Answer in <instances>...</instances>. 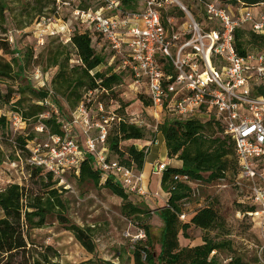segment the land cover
Wrapping results in <instances>:
<instances>
[{"label": "trees", "instance_id": "16d2710c", "mask_svg": "<svg viewBox=\"0 0 264 264\" xmlns=\"http://www.w3.org/2000/svg\"><path fill=\"white\" fill-rule=\"evenodd\" d=\"M15 1V0H11ZM123 2V9L139 11L130 0ZM243 2L249 7L264 6V0H225L221 5L235 6ZM7 0H0V26L6 20V12L9 10ZM82 9V8H81ZM175 16L173 10L163 12ZM183 15L182 11H179ZM50 17V16H49ZM39 17L35 21V27L39 28L43 19ZM96 32L90 34L87 30L73 28L69 34L67 43L48 44L42 51L34 54L32 48H27L19 53L16 48L11 49L6 38H0V84L5 89H0V107L9 105L13 115H18L21 123L26 121L39 122L49 131V137H64L62 128L64 123H70L77 113V107L84 106L83 95L95 90L110 91L114 96L113 87L122 82L123 74L116 65L107 66L106 70L97 69L105 62V57L97 50V42L100 35ZM74 49L76 62L70 63L71 57L67 46ZM234 46L240 55H245L250 46H258L264 50V35L255 33L248 26L237 28L235 32ZM256 51V50H255ZM259 51V50H257ZM11 54L6 59L3 54ZM166 72L172 73V66L167 58L157 56ZM119 62V59H117ZM43 64V70L55 67L51 75L48 87H35L24 75V67L30 64ZM116 68V69H115ZM253 93L264 97V82L253 87ZM14 94L18 96L15 97ZM148 97V96H147ZM62 98L67 108L73 111L69 118L67 110L62 103ZM53 103L58 111L51 112L47 117H41L46 110L45 102ZM145 105H151L145 101ZM120 119L117 120L116 118ZM117 123L114 129L105 134V153L108 159L109 153L115 155L118 162L128 167L134 166L138 171L142 170L146 156L144 143L141 148L135 146V142H144L146 129L121 115H115ZM10 120L0 116V131H3L2 139L9 141L13 147L30 155L33 147L42 145L43 142L34 141L33 135L5 136ZM41 127V130H43ZM158 131L161 133L168 158L179 160L180 166H165L161 171L160 186L167 192L166 203L157 207L154 213L159 216L162 226L155 240L150 232V225L145 219L151 213V209L143 208L129 199L125 188L113 176L103 173L97 165L96 156L86 149H79L76 155V164L69 169L80 181H91L95 186H103L122 199L121 212L126 217L137 219L139 230L144 237L133 243L131 250L134 264H220L218 253L229 250L231 241L226 237L228 231L225 221L218 210L210 204L197 208L188 219L182 220L180 214L183 211L184 199L192 190L191 185L197 181L213 182L224 180L230 175L232 185L236 188L239 174V166L236 158L235 146L229 134L224 132L223 125L215 117L213 111L205 115L193 117H178L175 114L165 113L158 122ZM74 138V136H69ZM134 140L126 149H122V141ZM3 160L2 140H0V161ZM117 160V159H116ZM29 176L38 179L41 190L32 186L9 183L0 189V263L13 264L16 256H20L18 264H58L45 251L33 254L27 244V231L32 228H40L45 223L48 215L63 206V201L58 193L55 183L58 177L41 166L29 164ZM264 167V156L257 161V169ZM185 173L187 181L178 182L173 186V176ZM206 174V175H205ZM44 179L46 181H44ZM250 200V199H249ZM243 214L253 213L255 205L250 201L241 204ZM56 215L63 221L67 219L58 212ZM198 227L204 231L201 243L185 244L181 238H188V229ZM67 228L73 233L76 240L90 253L94 251L95 244L91 238L90 227H80L69 224ZM215 231L214 235L210 232ZM159 245L155 251L154 244ZM80 264H116L101 258H90ZM230 264H244L240 257H232Z\"/></svg>", "mask_w": 264, "mask_h": 264}, {"label": "rangeland", "instance_id": "374dc122", "mask_svg": "<svg viewBox=\"0 0 264 264\" xmlns=\"http://www.w3.org/2000/svg\"><path fill=\"white\" fill-rule=\"evenodd\" d=\"M9 10L6 12V20L3 26H0V38L7 39L11 49L16 48L19 53L27 48H32L34 54L42 51L51 42L67 43V37L73 28L87 30L93 34L94 28L88 22L86 16L77 14V8L88 10L100 16H115L113 11L109 12L104 8L101 9L102 3L99 0H75L69 4H65V0H7ZM129 4L133 5L139 11L144 9V0H130ZM203 1L206 0H173L167 4L164 12L173 10L175 19H181L183 22L189 19V15L185 12L180 4H183L189 14L199 21L202 26L207 25L204 16ZM217 3L225 0H213ZM120 9L123 10V2H120ZM260 7V6H258ZM127 11V10H126ZM179 11L183 15L178 14ZM170 16L169 14H167ZM54 16L55 18L47 24L41 23L39 28L35 27V21L39 17ZM96 34V33H95ZM101 37V36H100ZM42 41L39 42V41ZM97 50L104 55L105 62L97 69L106 70L107 66L118 68L117 55L113 53L107 42L99 38L97 42ZM70 53V63L76 62L74 49L67 46ZM258 46H250V50H261ZM0 55L2 51L0 50ZM6 59H10L11 54H3ZM116 69V68H115ZM55 67L43 70V64H30L24 67V75L35 87H48L51 75L55 72ZM123 74L122 82L113 87V93L103 91H92L83 95L84 112L82 115L75 113L70 126H67L65 134L74 136V140L78 149L87 147V139H95L99 136L102 129L108 133L114 129L117 120L111 117L121 115L124 118L135 121L138 117L143 118L146 129V139L144 142H135V146L143 143L148 159L159 158L167 166L180 165L179 160L168 158L161 142L162 135L158 131H154L156 121H161L164 113L158 108L146 106L145 101H149L147 97V88L135 86L131 82L129 73L120 69ZM0 89H5L4 84H0ZM17 97V94H14ZM67 110L69 118L73 111H70L65 101L60 98ZM46 110L41 117H47L51 112L57 113V107L50 101L45 102ZM157 113V119L154 113ZM13 111L9 105L0 107V116L5 115L9 120V126L5 129V136L33 135L34 141L52 143L49 137L48 129L44 128L39 122L32 120L22 124L16 122L13 124ZM112 119V120H111ZM43 127V130H41ZM105 132V133H106ZM3 131H0V140H2L3 160L0 161V189L9 183H18L20 185L32 186L41 190L43 184L38 179H31L29 171L32 168L29 165L27 153L2 139ZM156 139V143H150ZM134 140L122 141L120 146L122 149ZM99 150L106 146L97 145ZM110 159L119 160L115 155L109 153ZM132 170L138 173V170L131 166ZM151 178V189H155L161 193L145 188L143 182L144 193L138 191H126L129 199L143 208H150L143 198L150 197L155 199L151 202V207H160L166 203L168 197L167 192H160L159 181L161 171L154 172ZM206 175V174H205ZM231 175L224 180L213 182L197 181L191 185L192 190L184 199L182 205L186 218L199 207L210 204L213 205L223 217L228 234L226 237L231 241L229 250L218 253L220 264H230L232 257H240L244 264H264V231L261 230L258 218L253 215L243 214L241 204L245 205L250 201L251 193L245 186L236 188L232 185ZM60 180L55 183L58 193L63 201V206L54 211L53 214L47 216L45 223L40 228H32L27 231V244L32 249L33 254H39L45 251L52 257L53 261L58 264H80L90 258H101L109 260L116 264H134L131 250L133 243L137 239L139 226L136 218L126 217L122 214L120 206L122 199L113 194L109 189L103 186H95L91 181H80L71 171L65 170L61 172ZM44 181H46L44 179ZM139 185V182H137ZM60 212L67 219L63 221L56 215ZM2 213L0 212V216ZM184 219V220H185ZM161 219L158 215L151 212L145 219V223L150 225V232L155 240L162 226ZM76 224L80 227L91 228V238L95 244L94 251L88 252L74 237L73 233L67 228L69 224ZM189 237L181 238V242L185 244L201 243V236L204 231L198 227L191 226L188 229ZM211 235L215 231L210 232ZM155 251L159 250V245L154 244ZM13 264L21 262L20 256H16ZM2 264V263H0Z\"/></svg>", "mask_w": 264, "mask_h": 264}, {"label": "built area", "instance_id": "2783aa9c", "mask_svg": "<svg viewBox=\"0 0 264 264\" xmlns=\"http://www.w3.org/2000/svg\"><path fill=\"white\" fill-rule=\"evenodd\" d=\"M72 1L75 0L63 2ZM99 1L101 9L113 11L115 16L102 17L80 8L75 12L86 16L94 31L107 42L119 59L120 69L129 73L131 82L147 88L151 108L159 107L178 117L213 111L234 142L239 166L235 183L251 193L250 202L256 210L250 215L258 218L264 231V167L257 169L258 159L264 156V97L253 93V87L264 82V50L240 55L234 46L237 28L248 26L264 35V6L249 7L238 2L232 7L206 0L203 8L207 25L202 26L181 3L189 19L183 22L174 16H164V9L173 0H144V9L134 12L121 10L120 0ZM54 18L47 17L42 23H50ZM157 56L170 61L172 73L165 71ZM76 111L82 115L83 105ZM154 115L157 119L156 112ZM13 119V124L21 122L18 115L14 114ZM133 122L145 124L141 117ZM158 122L153 127L156 132ZM67 126L68 123L62 125L65 132ZM105 132L102 129L97 138H88L85 149L96 156L98 168L115 177L125 191L144 193L140 172L108 159L105 147L99 150L98 144L105 145ZM51 140L52 143L33 147L28 162L60 177L61 172L76 164L79 149L75 140L66 134L62 138L51 136ZM156 142L153 139L148 144ZM165 166L163 161L158 162L155 171H162ZM187 180V174H175L172 189L178 182ZM180 218L184 220L186 213L182 212ZM142 237L144 233L140 230L135 238Z\"/></svg>", "mask_w": 264, "mask_h": 264}, {"label": "crops", "instance_id": "0c3cea01", "mask_svg": "<svg viewBox=\"0 0 264 264\" xmlns=\"http://www.w3.org/2000/svg\"><path fill=\"white\" fill-rule=\"evenodd\" d=\"M161 142L164 144V139H163V137H162ZM141 146H142V145H140V146H136V147H137V148H141ZM164 149H165V152H166L165 144H164ZM147 155H148V154H146V156H145L142 170H141V171H138V172H140V173L142 174L143 183L146 184V185H145V188H149V189H151V188H150V187H151L150 185H151V178H152V176L154 175V174H153V171H154V172H157V171H155V166H156V164H157L158 162H162V160H161V161H158L159 158L148 159ZM172 159H173V158H172ZM180 164H181V163H180ZM175 166H178V165H175ZM179 166H180V165H179ZM157 173H158V172H157ZM159 183H160V181H159ZM158 186H159V188H160V192H162V194H163L164 191H163V189L161 188L160 184H159ZM151 190H152V191H156L157 194H158L159 196H161V193H159V191H157V190H155V189H153V188H152ZM166 199H167V198H166ZM166 199H164V201H165ZM154 200H155V199H153V198H151V197H150V200H149L147 197L143 198V201H144L147 205L150 206V208H151V212H153V213H154V211H155L156 208H157V207H155V208L151 207V204H152L151 202H154ZM161 224H162V222H161Z\"/></svg>", "mask_w": 264, "mask_h": 264}]
</instances>
